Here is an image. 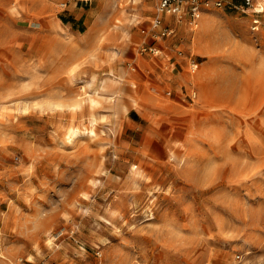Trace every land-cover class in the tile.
I'll return each instance as SVG.
<instances>
[{
	"label": "rangeland",
	"instance_id": "obj_1",
	"mask_svg": "<svg viewBox=\"0 0 264 264\" xmlns=\"http://www.w3.org/2000/svg\"><path fill=\"white\" fill-rule=\"evenodd\" d=\"M157 2L0 0V264H264V28Z\"/></svg>",
	"mask_w": 264,
	"mask_h": 264
},
{
	"label": "built area",
	"instance_id": "obj_2",
	"mask_svg": "<svg viewBox=\"0 0 264 264\" xmlns=\"http://www.w3.org/2000/svg\"><path fill=\"white\" fill-rule=\"evenodd\" d=\"M233 1L234 0H158L156 9L159 14L164 13L169 16L172 15L177 19V21H181L186 18L189 24L196 25L200 14L204 10L210 9L211 7H222L226 4L236 6ZM61 4L64 5L65 2H61ZM242 7L247 9L250 8V10L252 11V29L257 30L259 28H264V21H262L258 17L261 9L257 8V6H254V0H243ZM161 20L162 18L160 16L156 17L153 21V26H161V30H159L158 34H160L161 36L171 34L173 32L172 28L169 27L166 23L161 24ZM194 64H197V62H194ZM195 96L196 91L191 90L190 97L194 98Z\"/></svg>",
	"mask_w": 264,
	"mask_h": 264
},
{
	"label": "bare ground",
	"instance_id": "obj_3",
	"mask_svg": "<svg viewBox=\"0 0 264 264\" xmlns=\"http://www.w3.org/2000/svg\"><path fill=\"white\" fill-rule=\"evenodd\" d=\"M259 5H260V8L259 9H261V8H263V6H261V3L259 2ZM196 66V64H194V62L193 61H190V67L191 68H194ZM113 77V76H112ZM115 79V78H114ZM116 81V80H115ZM117 82V81H116ZM116 82H114L113 80L112 81H107L106 80V82H102L101 83V87L102 88H104V89H111V90H115V91H117L118 92V90H117V85L115 84ZM118 83V82H117ZM82 87V86H81ZM86 92V90H84V93ZM89 93H90V91H89ZM100 92L99 91H96V92H93V96L92 95H88V102H87V107L89 106H96V104L98 103V102H100L99 101V99L101 98V95L99 94ZM103 97V96H102ZM110 97V96H109ZM112 97V96H111ZM117 97V96H116ZM80 100H81V98H80ZM80 100L79 99H76L74 102H73V107H76V106H80ZM109 100V99H108ZM111 100V99H110ZM113 103V102H112ZM84 104V103H83ZM110 104H111V102H110ZM115 104H117V105H119V102H116ZM114 104V105H115ZM71 105V106H72ZM104 105V104H103ZM82 106V105H81ZM80 106V107H81ZM94 106V107H95ZM106 106H107V104H106ZM113 106V105H112ZM97 107H99V106H97ZM107 107H109V105L107 106ZM122 107L124 108V109H126V106H123L122 105ZM93 108V107H92ZM96 108V107H95ZM117 108V107H116ZM79 109V108H78ZM115 109V108H114ZM118 109V108H117ZM95 110H97V109H95ZM94 113V112H93ZM92 113V114H93ZM94 115V114H93ZM93 120V119H92ZM89 126V125H88ZM73 128V127H72ZM92 128V127H91ZM91 131H92V129H90ZM89 130V131H90ZM82 131V130H81ZM88 131V130H87ZM19 259H20V257H19Z\"/></svg>",
	"mask_w": 264,
	"mask_h": 264
}]
</instances>
